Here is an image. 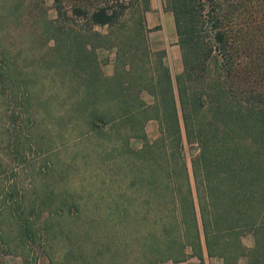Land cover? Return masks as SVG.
I'll list each match as a JSON object with an SVG mask.
<instances>
[{"label":"trees","instance_id":"1","mask_svg":"<svg viewBox=\"0 0 264 264\" xmlns=\"http://www.w3.org/2000/svg\"><path fill=\"white\" fill-rule=\"evenodd\" d=\"M241 1L165 0L182 61L172 78L161 60L164 50L157 51L156 74L147 68L134 73L120 59L110 74L104 73L88 39L97 32L60 19L59 0H54L55 19L43 0H0L3 101L18 106L19 115L33 104L52 111L55 122L81 120L86 128L78 136L113 130L133 156L156 153L157 159H147L149 167L130 169L127 180L158 187L168 256L176 258L188 246L199 264L215 255L222 261L212 264H238L241 257L243 264H264V0ZM237 8L244 16L232 31L226 22ZM71 13L83 17L88 28L117 16L116 8L102 4L89 10L75 5ZM24 41L39 44V50L26 52ZM36 74L65 91L34 93ZM143 89L151 102L143 99ZM149 118L160 130L150 142L143 129ZM182 132L198 146L190 172L179 154ZM131 136L143 144L129 147ZM176 157L180 173L173 167ZM150 207L144 205L143 216H157ZM245 234L250 244L243 242Z\"/></svg>","mask_w":264,"mask_h":264},{"label":"rangeland","instance_id":"2","mask_svg":"<svg viewBox=\"0 0 264 264\" xmlns=\"http://www.w3.org/2000/svg\"><path fill=\"white\" fill-rule=\"evenodd\" d=\"M239 1L234 0L235 4ZM43 4L47 15L57 18L54 0H43ZM59 4L60 19L97 32L88 39L104 73L110 74L120 59L122 67L132 66L134 73L147 68L156 74L158 50H164L161 60L172 78L181 71L180 48L165 0H59ZM98 4L116 8L113 22L88 28L83 17L71 13L72 6L89 10ZM243 16L240 8L232 9L228 28H238ZM23 43L30 54L39 50L35 42ZM42 79L37 77L33 83L34 93L66 89L55 80ZM141 94L151 102L149 92L143 89ZM35 107L29 105L25 115H19L18 106L6 104L0 95V264H199L194 254H188V246L176 259L157 260L155 249H147L149 233L159 228L162 232L158 219L162 199L151 198L157 205L150 211H157V216L151 212L143 216L144 185L135 179L137 183L128 192L136 198L129 201L131 207L127 203L128 171L149 167L147 159L128 156L124 141L113 130L78 136L86 128L81 120L58 123L50 118L52 111ZM143 129L148 142L160 136L154 118L147 119ZM182 137L179 154L190 172L198 146L187 142L183 132ZM141 144L143 139L138 136L127 142L132 148ZM173 167L180 173L178 157ZM165 203L167 212L170 202ZM242 240L250 244L251 236L245 234ZM165 249L163 244V253L168 252ZM219 257L204 256L203 264L222 261Z\"/></svg>","mask_w":264,"mask_h":264},{"label":"crops","instance_id":"3","mask_svg":"<svg viewBox=\"0 0 264 264\" xmlns=\"http://www.w3.org/2000/svg\"><path fill=\"white\" fill-rule=\"evenodd\" d=\"M127 155L130 157L132 156L133 158H143V159H148V158L149 159H153V158L157 159L158 158L157 154H139V155L133 156V155L128 153ZM146 164L148 165V162H146ZM132 184H135V183H129L127 180V188H128L127 189V203L130 204L129 205L130 207L132 206L131 205L132 203L129 201L136 198V196H134L128 192V190L131 192L130 188H131ZM139 184L144 185V189L141 193L142 194L141 195V198H142L141 201L143 202V204L148 205L149 207H150V205L152 207L156 206L157 202L155 203L154 200L153 201L151 200V198L161 199L157 194L158 187L156 185L153 186V185H148V184H144V183H139ZM148 239H149V241H147V249H149V250L155 249L157 260H162L165 258H172V257L168 256V254H170L169 251L166 253H163V234H162V232H160V228H159V231H157V233H154V234L152 232L149 233ZM178 255H179V253L176 254V258H178ZM176 258H172V259H176ZM241 258H239L238 264L244 263V261Z\"/></svg>","mask_w":264,"mask_h":264},{"label":"built area","instance_id":"4","mask_svg":"<svg viewBox=\"0 0 264 264\" xmlns=\"http://www.w3.org/2000/svg\"><path fill=\"white\" fill-rule=\"evenodd\" d=\"M220 258V257H219Z\"/></svg>","mask_w":264,"mask_h":264}]
</instances>
